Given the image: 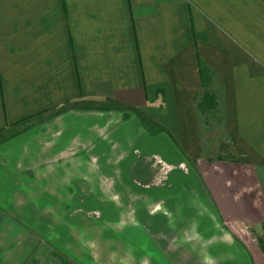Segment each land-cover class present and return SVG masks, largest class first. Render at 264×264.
I'll return each instance as SVG.
<instances>
[{
  "label": "crops",
  "instance_id": "crops-1",
  "mask_svg": "<svg viewBox=\"0 0 264 264\" xmlns=\"http://www.w3.org/2000/svg\"><path fill=\"white\" fill-rule=\"evenodd\" d=\"M199 59L214 70L212 87L223 94L219 145L204 139L196 109ZM71 104L89 107L90 115L79 108V116H53L54 125L39 132L58 134L56 145L40 151L0 145V264H23L18 235L31 233L24 227L34 217L30 208L51 199L31 180L43 167L38 162L54 164L73 135L96 154L127 143L135 132L148 139L135 116H124L127 109L157 123L170 149L190 158L208 155L216 143L218 156L248 165L264 191V0H0V135ZM232 181L225 178L222 186ZM201 183L212 196L209 218L221 213L256 226L264 217L254 196L237 201L235 189L225 192L211 179ZM215 204H222L220 212ZM28 241L27 254L36 246ZM221 243L230 251L227 262L170 264H264L257 243L231 233Z\"/></svg>",
  "mask_w": 264,
  "mask_h": 264
},
{
  "label": "rangeland",
  "instance_id": "rangeland-1",
  "mask_svg": "<svg viewBox=\"0 0 264 264\" xmlns=\"http://www.w3.org/2000/svg\"><path fill=\"white\" fill-rule=\"evenodd\" d=\"M106 107L104 110L114 109ZM79 108L87 109L90 115L89 107L63 106L55 114L0 135V145L37 146L39 151L56 145L58 134L50 138V134L47 137L39 131L54 125L51 119L60 113L72 111L79 116L83 111ZM129 114L140 121L148 139H138L142 134L135 132L127 143L120 141L96 154L95 147L90 150L86 146L89 142L81 143L73 135L70 148L56 155L54 164L41 160L46 156L39 157L37 168L40 164L43 167L31 180L38 184L39 193L48 190L51 199L30 208L34 217L29 215L24 227L31 233L18 235V249L24 250L23 264L227 262L230 251L221 242L228 233L257 243L256 255L264 258V217L256 226L246 218H223L221 213L208 217L212 196L201 183L207 179L220 182L225 192L235 189L237 201L245 194L254 196L257 210L264 211V191L256 187L253 172L246 170L248 165L217 154L218 145L224 141L221 114L205 117L210 127H205L204 139L218 145L212 144L213 152L199 159L190 158L179 147L170 149L169 139L166 142L159 137L163 129L141 112L127 109L124 116ZM234 163L236 169L228 176L227 168ZM225 178L232 183L222 186ZM234 180L241 184L234 186ZM221 205H214L218 212ZM17 206L24 214L25 202ZM31 238L36 246L27 254Z\"/></svg>",
  "mask_w": 264,
  "mask_h": 264
},
{
  "label": "trees",
  "instance_id": "trees-1",
  "mask_svg": "<svg viewBox=\"0 0 264 264\" xmlns=\"http://www.w3.org/2000/svg\"><path fill=\"white\" fill-rule=\"evenodd\" d=\"M199 73L202 85L200 97L196 102V109L201 116V124L204 127H210L209 121L205 118L207 115L214 116L221 114L223 123L224 100L222 91H218L212 87V83L216 77L214 70L199 59ZM214 114V115H213Z\"/></svg>",
  "mask_w": 264,
  "mask_h": 264
}]
</instances>
